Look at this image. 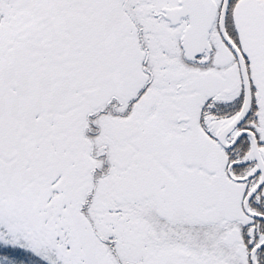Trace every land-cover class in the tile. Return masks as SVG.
<instances>
[{
	"label": "snow or ice",
	"instance_id": "6c2138e0",
	"mask_svg": "<svg viewBox=\"0 0 264 264\" xmlns=\"http://www.w3.org/2000/svg\"><path fill=\"white\" fill-rule=\"evenodd\" d=\"M0 264H264V0H0Z\"/></svg>",
	"mask_w": 264,
	"mask_h": 264
}]
</instances>
